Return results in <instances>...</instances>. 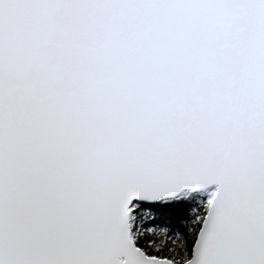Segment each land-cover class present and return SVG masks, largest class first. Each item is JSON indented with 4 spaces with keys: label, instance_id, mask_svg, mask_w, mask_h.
Listing matches in <instances>:
<instances>
[{
    "label": "snow or ice",
    "instance_id": "1",
    "mask_svg": "<svg viewBox=\"0 0 264 264\" xmlns=\"http://www.w3.org/2000/svg\"><path fill=\"white\" fill-rule=\"evenodd\" d=\"M0 264H264V0H0Z\"/></svg>",
    "mask_w": 264,
    "mask_h": 264
}]
</instances>
